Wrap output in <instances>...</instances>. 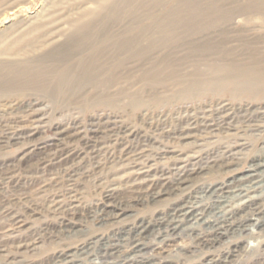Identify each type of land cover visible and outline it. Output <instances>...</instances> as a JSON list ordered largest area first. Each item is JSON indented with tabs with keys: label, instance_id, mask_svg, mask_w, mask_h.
Returning <instances> with one entry per match:
<instances>
[{
	"label": "rangeland",
	"instance_id": "1",
	"mask_svg": "<svg viewBox=\"0 0 264 264\" xmlns=\"http://www.w3.org/2000/svg\"><path fill=\"white\" fill-rule=\"evenodd\" d=\"M0 1L1 46L32 38L31 29L43 22L128 25L169 9L264 7V0ZM238 19L233 25L239 26ZM254 25L240 31L251 40L236 43L240 52L264 38V24ZM50 48L27 45L0 63ZM56 89L0 97V264H56L64 258L72 264H264V223L249 222V208H264V197L250 207L240 198L221 202L220 210L235 212L234 227L217 239L214 228L195 216L191 230L175 222L190 206L199 217L220 219L221 196L264 158V92L219 89L187 100L146 98L138 105L121 92L122 85L111 89L115 98L102 96L98 102L58 97ZM221 105L231 112L227 123L194 128L186 138L175 133L189 116ZM102 129L120 133L103 137ZM93 135H98L95 142ZM90 136L93 145L88 146ZM142 147L150 156L132 162L130 156ZM263 189L261 184L248 193L256 197ZM135 241L141 251L130 252Z\"/></svg>",
	"mask_w": 264,
	"mask_h": 264
},
{
	"label": "bare ground",
	"instance_id": "2",
	"mask_svg": "<svg viewBox=\"0 0 264 264\" xmlns=\"http://www.w3.org/2000/svg\"><path fill=\"white\" fill-rule=\"evenodd\" d=\"M141 15L149 16L147 12ZM238 17L239 26H235L233 20ZM152 18L148 22L140 21L128 25H102L90 21H75L72 25H53L46 22L34 25L31 32L36 35L32 38L19 37L13 40L14 45H0V58H11L27 45L34 47L40 43L51 44V48L36 56L29 55L17 61L1 62L0 97L27 89L42 90L49 86L56 88V85L58 97L71 95L75 99L95 98L94 102L102 101V96L105 100H112L117 95L111 89L122 85L121 92L128 93L138 105L139 102L146 101V98L148 101L157 102L187 100L219 89L264 92V38L255 40L256 44L243 49V52L235 46L238 42H251L240 37V31H247L254 24L262 26L264 7L234 9L216 5L198 6L169 9ZM236 27H241L242 30ZM234 30L238 32L232 36ZM52 77L56 78L54 86L51 84ZM219 108L221 109L203 111L200 116H189L176 126L175 133H185L181 136L186 138L194 128L215 129L218 125L227 123L231 115L229 108L226 105ZM100 131L103 137L120 133L117 129L112 134L105 129ZM97 136L93 135L94 142L97 141ZM89 138L88 146L93 145L89 142L92 137ZM149 154L142 147L130 156L131 161L141 163V159L150 156ZM160 172L158 178L163 181L166 178L163 176L164 170ZM239 178L240 183L218 201L217 216L220 219L199 217L193 210L195 208L190 206V209L179 211L181 213L175 218L176 227L194 229L195 222H190V217L195 216L214 228V239L227 233L234 227L232 218L235 212L231 209L220 210L223 204L221 202L227 205L232 197L244 199L241 203L249 207L261 203L264 193L255 197L256 194L250 195L248 191L264 184V158ZM164 183H161L162 186ZM249 209V222L254 225L263 224L264 208ZM199 234L197 231V235ZM134 240H141V237L135 235ZM140 247L141 243L135 241L130 252L137 251ZM72 262V259L64 258L56 264ZM147 264H151V261Z\"/></svg>",
	"mask_w": 264,
	"mask_h": 264
}]
</instances>
